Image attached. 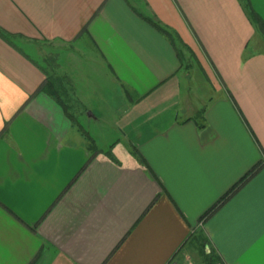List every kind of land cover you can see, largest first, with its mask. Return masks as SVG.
<instances>
[{
  "label": "crops",
  "instance_id": "crops-1",
  "mask_svg": "<svg viewBox=\"0 0 264 264\" xmlns=\"http://www.w3.org/2000/svg\"><path fill=\"white\" fill-rule=\"evenodd\" d=\"M0 27L21 35L0 37V264H189L200 234L221 264H264V34L240 0H0ZM43 41L70 81L79 48L96 51L111 154L41 89Z\"/></svg>",
  "mask_w": 264,
  "mask_h": 264
},
{
  "label": "rangeland",
  "instance_id": "rangeland-1",
  "mask_svg": "<svg viewBox=\"0 0 264 264\" xmlns=\"http://www.w3.org/2000/svg\"><path fill=\"white\" fill-rule=\"evenodd\" d=\"M166 30L168 29L166 28ZM36 45L39 48L40 56L33 54V57L41 64L46 65L48 70L53 74L63 75L57 66L59 54L57 55L55 51L56 44L43 41L38 42ZM257 45L258 48L264 49V42L258 43ZM86 49L87 50L79 48V52L85 54L87 57L74 59L76 62L71 63L70 69L75 75L74 79L72 78L71 80L73 90L70 85L68 87V97L65 101L69 105L71 113L75 116V122L80 124L89 134L92 141L89 142V144L96 149V152L98 151L105 155H109L112 152L111 144L121 138L119 131L116 129L119 125L116 124V121L113 124L114 113H112L113 109H111V105L115 104L117 100L115 99V94L111 96V93L108 95V93L104 92V89L107 90L109 85L110 88H112V85L105 75L97 70L100 59L96 51L94 52L93 49L89 47ZM180 50L183 51L186 59L184 61V67L192 66L194 61L192 57L189 56V52L185 48ZM200 75L205 78L202 73H200ZM192 84H197L195 89H197L199 93L202 89L199 83L193 81ZM205 94L209 95V92ZM205 94L201 95L202 99L206 97ZM106 98H110V101H106ZM122 100L123 101L119 104L123 105L118 107L120 112H123L125 108L131 106L134 101L128 94L123 95ZM201 107H203V105ZM98 113L104 118L101 121H97L92 116V114L95 116V114L97 115ZM189 260V264H203L202 254L199 253L197 249L191 250Z\"/></svg>",
  "mask_w": 264,
  "mask_h": 264
},
{
  "label": "trees",
  "instance_id": "trees-1",
  "mask_svg": "<svg viewBox=\"0 0 264 264\" xmlns=\"http://www.w3.org/2000/svg\"><path fill=\"white\" fill-rule=\"evenodd\" d=\"M241 4L249 17V20L252 22L255 27L261 31L264 34V21L260 18V16L253 10L251 7L249 0H240ZM149 23H151L158 31H160L163 35H165L168 40L171 42V44L175 47L177 54L179 55V59L183 60L182 56V48H189L182 39L177 35L176 32L170 31L169 29L166 30L165 27L161 26L159 23L152 19H147ZM21 35L13 34L10 32L5 31L0 27V37L5 40L7 43L13 45L16 47L14 39L19 37ZM189 50V49H188ZM181 52V53H180ZM40 69L45 74V79L43 83L41 84V89L46 92L49 96H51L55 101H57L65 110V112L71 116V118L74 120L75 116L71 113L69 105L66 103V98L68 97V91L69 86L71 85L70 79L66 75H56L50 72L46 65H39ZM77 124V122H75ZM79 126V130L81 131V134H83L86 142H88V146L90 149L95 152V148L89 144L91 141V138L87 131L83 129V127L80 124H77ZM257 167L249 170L247 173H245L235 184L232 185V187L213 205L211 206L202 216L201 218H204L206 215H208L210 212H212L218 204L225 201L233 192H235L244 182H246L256 171ZM202 236V237H201ZM198 237H201L202 239L199 241L201 248V254L203 256L204 264H217L220 263V258L217 256V254L210 248H206L204 244V238L203 235L200 234Z\"/></svg>",
  "mask_w": 264,
  "mask_h": 264
},
{
  "label": "built area",
  "instance_id": "built-area-1",
  "mask_svg": "<svg viewBox=\"0 0 264 264\" xmlns=\"http://www.w3.org/2000/svg\"><path fill=\"white\" fill-rule=\"evenodd\" d=\"M167 264H178V263L174 261H169Z\"/></svg>",
  "mask_w": 264,
  "mask_h": 264
},
{
  "label": "water",
  "instance_id": "water-1",
  "mask_svg": "<svg viewBox=\"0 0 264 264\" xmlns=\"http://www.w3.org/2000/svg\"><path fill=\"white\" fill-rule=\"evenodd\" d=\"M91 114V113H90ZM92 116H93V114H92Z\"/></svg>",
  "mask_w": 264,
  "mask_h": 264
}]
</instances>
